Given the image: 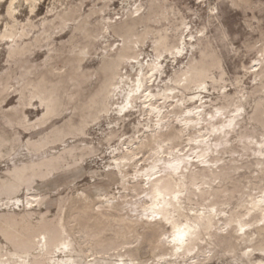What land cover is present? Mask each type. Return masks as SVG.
Masks as SVG:
<instances>
[{"label": "bare ground", "instance_id": "6f19581e", "mask_svg": "<svg viewBox=\"0 0 264 264\" xmlns=\"http://www.w3.org/2000/svg\"><path fill=\"white\" fill-rule=\"evenodd\" d=\"M39 1L10 0L7 5L6 14L11 23L0 34V39L6 41V55L14 65L21 62V56L29 45L38 43L41 37H30L31 30L28 31L27 27H36H33L34 19L31 21L28 17L25 21L19 20L18 7L27 4L32 13ZM172 1L146 0L141 5L145 7L142 13L135 16L130 12L114 26L109 33L120 32L125 44L115 51H108L101 58L97 67L100 78L97 88H93L95 91L83 97L81 102L77 98L80 104L77 100L73 101L78 103L72 104L74 111L69 119L65 118L68 120L65 126L53 128L38 140L26 142V149L36 158L28 156L32 159L12 164L3 174L0 171V203L14 198L12 207L20 208L16 213L0 208V234L4 239L0 241V264H212L216 258L227 255L236 264H239L238 259L243 264H264V188L257 187L258 192L253 191L256 189L253 188V179H264V140L251 141L246 138L251 136L249 133L253 130L257 135L264 130V61L259 59L260 64L252 66L254 70L245 68L242 76L250 75L256 80L247 92L246 102L236 105V108L242 109L248 104L251 108L249 112L244 108L243 113L218 117L210 110L213 99L207 102V108L201 105L202 102L199 106L192 104V109L186 107V96L193 98L202 95L211 82L212 88L218 90L217 101L220 100V104L215 105L224 110L235 105L236 96L246 88L242 86V77L237 75L233 91L227 89L222 58L205 33V26L195 33L186 16ZM136 2L129 0L127 5L123 3V7L127 9ZM231 2L248 4V0ZM141 6L136 8L137 12ZM208 9L210 17L215 16L216 6L213 8L210 5ZM45 20L42 19L43 24H38L40 27L36 29L44 28ZM163 21L162 27L155 26ZM85 23H88V19ZM18 24L21 27L19 31L16 29ZM86 24L82 23L76 28L80 29V35L84 34L83 37H88L91 31ZM18 33L21 34L19 39L16 36ZM147 34L153 35L151 41L154 50L153 56L148 59L134 53V44L142 43L141 36ZM64 47L57 49L56 55L62 53ZM188 52L191 53L189 60L186 63L181 60L183 67L172 68L174 73L164 78V60L168 55L178 61ZM44 63L48 64L47 61ZM9 69L0 74V94L6 92L3 84L10 74ZM21 72L25 78L21 107L36 98L42 112L35 121L28 119L26 112L17 109L2 115L0 158L9 156L18 145L15 136L18 133H11L8 128L20 126L28 130L30 124L46 123L52 116L63 113L61 110L68 93L77 92L72 87L78 76L64 79L66 84L70 82L68 86L63 85L62 75L51 79L49 74V79L43 71L34 79L29 76L31 71ZM81 73L76 75L81 76ZM159 79V82L151 85ZM204 84L206 86L203 87ZM192 89L195 91L188 94ZM254 92L261 97H253ZM169 97L177 98V102L172 101L168 105L160 103L161 99ZM250 98L255 102L251 103ZM180 101L183 105L179 106ZM165 108L168 109L163 111ZM185 109H188L187 115H183ZM133 111L143 116V121L139 122L140 131L143 132L138 137H129L120 149L115 147L112 151L114 171L122 180L118 193L102 194L98 209H90L91 205L86 201L88 195H78L82 200L78 205L74 204L75 201L74 205L69 204L73 200L71 197L62 199L61 204L67 203L70 213L65 217L58 216L56 224L51 223L40 235L42 237L34 239L30 228L46 223V196L43 195L35 208L32 204L31 207L27 206L32 203L31 200L25 204L26 201L15 193L30 188L33 177L45 178L55 170L74 167L85 157L95 154L98 149L93 140L85 139L90 136L85 131L89 123L97 121L101 115H106L110 124L116 123L105 135L104 140L108 143L116 137L115 134L122 129ZM249 120L254 122V128L249 127ZM207 134L213 136L211 141L205 140ZM66 136L78 137L77 140L81 139V142H68L63 148L54 146L50 153L43 149L48 144L61 143ZM187 140L192 142L189 141L190 148L185 152ZM195 141L199 144L196 145ZM204 141L206 145H203ZM219 141L225 144L217 149V155L211 156L207 150L212 148L213 154L215 149L212 144ZM183 144L179 149L181 156L174 154V148ZM237 147L241 148L239 153H242L233 155ZM196 148L201 150L193 154ZM143 150L149 156L143 154L140 157ZM150 159L151 163L139 167L140 162ZM246 170H250L249 174L254 178L250 177L251 180L243 184L242 180L245 177L248 179L249 174L242 176L241 172ZM239 189H243L241 193ZM236 192L237 196L241 194L240 200ZM68 219L76 224L70 225ZM257 250L262 256L256 255ZM5 256L6 259L3 258Z\"/></svg>", "mask_w": 264, "mask_h": 264}, {"label": "rangeland", "instance_id": "374dc122", "mask_svg": "<svg viewBox=\"0 0 264 264\" xmlns=\"http://www.w3.org/2000/svg\"><path fill=\"white\" fill-rule=\"evenodd\" d=\"M9 1L10 0H0V34L4 32V30L6 31L7 24L11 23V19H9L6 14V8L9 4ZM201 1L202 0H173L172 2L176 7L180 8L182 13L186 16L187 22L190 23L193 31L195 30V33L196 31H198V29H203V26H205V33L207 34L208 38L211 39L215 49L222 58L223 67L226 71L224 82L227 85V89L229 91H233V84L237 75L238 77H242L245 68H251V70H254V67L252 68V66L260 64L259 59L264 61V0H248V4H245L243 2L232 3L231 0ZM128 2L129 0L127 2H124L123 0H40L37 3V8L32 13H30V9L27 4H23L22 6L18 7L19 11L17 13V16L19 20L25 21L28 17L31 21L32 19H34L32 21L34 23L33 27H36L33 29H30V26L27 27L28 31H32H30L29 33L30 37L33 38L36 37V35H40L41 37L39 36L40 38L38 40V43H32L31 45H29L28 49L24 51L23 55L21 56L22 60L20 63L16 64L17 66L14 65L12 61L10 63L8 54L6 55L8 45L6 44L5 40L0 39V74L4 73L7 68H10V74L8 78L4 80L3 84L6 92L0 94V123L2 120V115L5 112L7 113L8 111H11V109H17L20 112H26L28 119H31L33 121L37 119L36 117L38 115H41L42 107L38 104L36 98L25 104L24 107H21L20 105L23 86L25 84V78L22 76L21 71H31L32 75L29 74V76H31L32 78L34 77V79L35 77L37 78V76L39 77V73H42L43 71L48 74V77L49 74H51V79L56 78V76L62 75L64 76V78L62 77V79L65 83H63V85L68 86L70 82L67 80L68 84H66L67 82L64 80L67 77L69 78L78 76L76 78H79L80 80L77 79V81H75V83L73 84L74 86L72 87V89H74L75 87L74 92L77 91L76 93L78 95L76 93H68V97H66L67 101L65 100L66 103L64 102V108H62L61 110L63 113L60 112L59 115L52 116L54 118L51 117L50 119H47L49 121L46 120L47 122H44V124H30V126L32 125V127L29 126L28 130H24L23 128H20V126L8 128V131H12L11 133H18L15 135L18 139V145L9 156L0 158V171L2 174L8 167H11L14 163L29 161L32 159L29 157L32 156L36 158V155L26 149V142L28 140H38L39 138L49 133V131L51 132L53 128L55 129L57 127L65 126L68 122V120L66 119H69V117H71L70 114L74 111V103H78V100H80L81 102L85 97H88L90 93H93L95 91V89L93 88H97L96 86H98V81L100 78V71L98 72V66H100L101 58L108 51H115L117 48L122 47L125 44V38L120 32L115 31L113 33H109L110 30H112L113 27L116 26L120 21L125 19L128 13L133 12L135 16L142 13L145 7L141 5L142 2L146 3V0H137L135 5H132L126 9L123 7V3L126 4ZM210 5L213 8L216 6L214 14L215 16L213 17H210V10L208 9ZM139 6H141V10L137 12L136 8ZM42 19L47 20H45V25L43 26L44 28H41L40 30L36 29L43 24L44 21L42 22ZM87 19L88 23L86 24L85 22L87 21ZM35 22L40 26H37ZM82 23L86 24V28L91 29L88 37H83V33L81 34V36L79 34V32H81L80 29H76L78 26H82ZM164 23L165 22L163 21L159 24H156L155 26L162 27ZM93 24H96V26H93ZM87 25L89 27H87ZM19 28H21L20 24L17 25L16 29L18 30ZM75 29L77 30L78 34L76 33ZM72 32L76 35L74 36ZM20 35L21 34L19 33L16 35L17 39H19ZM143 37L146 38L143 39ZM12 38H10L11 40H9L12 41ZM133 38L136 39L137 37L134 36ZM152 38V34H147L144 36L142 35V43L134 44V53L140 56V58L145 57L146 59L153 56L154 50L151 41ZM24 40L25 39H22V41ZM62 44H64L63 47H66H64L63 51H59V53L61 51L62 53L56 55L58 53L57 49L59 50V48H63ZM84 47L85 50H83ZM249 47L251 49H249ZM79 51L83 52L80 53ZM142 52H144V54H141ZM190 54V52L183 54V56L179 57V62L175 61L174 59H172V56L168 55L166 61L164 60V69L166 70V72L163 73L162 76L164 78H167L166 75L170 76L174 73L173 71L175 69L183 67L182 61L186 63L190 58ZM7 60L9 61V63ZM46 61L48 64L44 63ZM23 62H25L24 65ZM170 62L171 65H169ZM10 64L11 66H9ZM72 68L74 69V72ZM80 70L82 73L80 72ZM82 70H84L85 73H83L84 71ZM77 73H81L82 75H84H76ZM64 74L66 75V77ZM159 81L160 79L157 81H153L151 85ZM207 81L211 82L209 79ZM241 81L242 86L245 87L246 90L236 96L235 105H231L227 110L218 108V106L215 105L220 104V100L217 101L218 90L216 91L215 88H212L214 87L212 82L208 83V90L204 91L202 95L193 98L190 95H187L185 103L188 105L185 106L192 109L196 105L199 106V103L202 102L201 105H204V107L207 108L208 103H210V100L213 99L214 103L212 104V106H210L209 104L210 108H212L210 110H212L213 113H215L218 117L225 118L227 114L236 115L240 112L243 113L244 108L247 110V112H249L251 108L248 104H245L244 108L242 109L236 108V105L242 102H246L247 92L250 86L253 83H256V80L249 75L242 77ZM204 86H206V84H204L203 87ZM192 90L188 91L187 93L192 94L195 89L193 91ZM168 93L171 92L168 91ZM243 93L246 95L244 96ZM253 97H256L258 99L261 97V95L257 94V92H254ZM77 98L79 99L77 100ZM198 98L200 101L198 100ZM176 99L177 98L172 99V97H169L167 99H161V102H159L161 104L168 105L172 101L177 102ZM75 100H77L78 102H73ZM249 100L251 103L255 102L251 98ZM182 103V101L178 102L179 106L183 105ZM192 104L194 106H191ZM167 109L168 108H165L163 109V111ZM231 109H233V111ZM185 110L183 115H187V113H189L188 109ZM208 117H210V115ZM138 118L140 120H138ZM140 121H143V116L140 115V112L133 111L129 118H127L122 129L118 131L119 134L116 133V137H114L110 142L107 143V141L104 140L105 135L110 128L116 125V123L113 122L110 124V119H108L106 115H101L97 121L89 123L85 128V131L90 134V136H87L85 139L93 140L94 146L98 149L95 154L89 157H85V160L83 159L81 163L74 167H68L64 170H55L45 178H41L38 176H36V178L33 177L32 186L30 188H23L19 190L20 193H15L17 196L22 197V200L24 199L26 201H24L25 204H28L27 201L31 200L32 203H29L27 206L31 207L32 204L35 208H37V205L41 201L43 195L46 196L45 200L48 201L47 207H44V210H46L47 212V217L46 215H44V222L46 223L45 225H40L41 227L36 226L30 228V231L33 235L32 237L34 239H39L40 237H42L43 235H40L44 233L43 231H45L51 225V223L56 224L59 218L58 216L63 215L65 217L68 213H70L68 204H61L62 199L71 197L73 200L69 202V204L71 203L72 205H78L82 201L79 196L88 195L89 197L86 201L89 206L91 205L90 209H98V205L101 204L102 199L100 198V196L102 194L118 193V191L121 189L122 180L118 173L114 171L112 151L115 149V147H117V149H120L123 142L129 137H138L143 132L140 131ZM249 127H255V124L252 120H249ZM215 130H217V128H215ZM105 131L106 133H104ZM249 134L251 136H247L246 138L251 141H256L257 139L264 140V130L258 133V135L256 134V130H253ZM210 136L211 134H207L205 140L211 141L213 139V136H211V138ZM77 139L78 137L66 136L62 140V144L59 142L54 144L51 143L46 145L43 149L47 151V153H50V150L53 151L54 146L63 148L68 142L72 144L80 143L81 139ZM189 141L191 140L186 141L188 146H185V152H187L190 148L189 145L192 141L190 143ZM232 141L233 142L231 143L234 144V140ZM194 143L196 145L199 144L198 141H195ZM206 144L207 142L204 141L203 145ZM224 144L225 142L222 143L220 141L217 144L213 143L212 147H214L215 149L214 153H211L212 148H209L207 150V153H210L211 156L214 154L217 155L219 148L221 149ZM184 145L185 144L174 148L173 153L179 156V154L181 153L179 149ZM238 148L239 147H237V149H234L235 151L237 150V152L234 151L233 155L242 153H239L241 151V148H239V150ZM200 150V148H196L192 151V153L194 154L196 152H199ZM143 154L148 155V153L143 150V152L140 154V157ZM28 158L29 160H27ZM151 162V159L148 161H143L142 163L140 162L139 167ZM219 163H221V161ZM157 170L158 169L154 170L153 172H156ZM246 173L249 174L250 170H246L244 172L242 171L241 175ZM247 176H249L248 179L245 177V180H242V183L247 182L250 177L251 179L254 178L250 174ZM253 180L255 182L253 188H256L253 189L255 193L258 192V188H264V179ZM242 190H240V193ZM237 192L235 193V195L240 200L241 196L239 197V195L241 194L238 193L237 196ZM31 194H36V196H31ZM10 200L12 202H7L6 200L3 201V203L1 202L0 208H2L1 210L8 211L10 213H16V211H19L20 208L12 207L14 198ZM68 220L69 222H71L69 223L70 225L73 226L74 224H76L75 221H71V219ZM3 240L4 239L0 234V241ZM255 253L256 255L262 256V253H260L259 250H257ZM3 258L6 259L7 257L5 256ZM238 263L243 264L241 259H238ZM212 264H236V262H233L227 255L219 259L216 258Z\"/></svg>", "mask_w": 264, "mask_h": 264}]
</instances>
